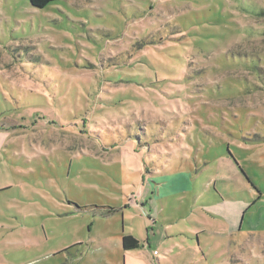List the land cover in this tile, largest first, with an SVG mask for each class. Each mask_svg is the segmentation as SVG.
I'll list each match as a JSON object with an SVG mask.
<instances>
[{
  "label": "rangeland",
  "instance_id": "374dc122",
  "mask_svg": "<svg viewBox=\"0 0 264 264\" xmlns=\"http://www.w3.org/2000/svg\"><path fill=\"white\" fill-rule=\"evenodd\" d=\"M149 217L161 264H264V0H0V264Z\"/></svg>",
  "mask_w": 264,
  "mask_h": 264
},
{
  "label": "crops",
  "instance_id": "0c3cea01",
  "mask_svg": "<svg viewBox=\"0 0 264 264\" xmlns=\"http://www.w3.org/2000/svg\"><path fill=\"white\" fill-rule=\"evenodd\" d=\"M150 220L148 222L143 224V233L141 234V228L140 229H134L133 225L126 224V226L123 228L124 232L121 235V238H123L124 235H133L135 238H137L141 243H143L142 248L138 250H132V251H125L120 246L116 245V251L114 253L105 251V243L103 240L96 242H91L89 246L87 247L86 255H89L91 251H102L103 253H106L105 256L101 255L100 264H161V261L164 259L163 256H161L157 250L153 251V254H151L150 251H146V248L150 249L151 245H153L154 241L152 240V237L150 236L152 233H155V237L163 234V231H167L170 227L169 224H166L163 227V223L157 224L154 229L151 228V220L155 223V218L149 217ZM163 227V228H161ZM148 229V230H147ZM149 229H152V233H149ZM235 232V231H233ZM164 235V234H163ZM154 237V238H155ZM164 240L165 239V236ZM122 241V240H121ZM117 243V242H116ZM157 252V254H155Z\"/></svg>",
  "mask_w": 264,
  "mask_h": 264
},
{
  "label": "trees",
  "instance_id": "16d2710c",
  "mask_svg": "<svg viewBox=\"0 0 264 264\" xmlns=\"http://www.w3.org/2000/svg\"><path fill=\"white\" fill-rule=\"evenodd\" d=\"M56 0H30V4L34 8L44 9ZM143 243L133 235H124L122 238V247L125 251L138 250L142 248Z\"/></svg>",
  "mask_w": 264,
  "mask_h": 264
}]
</instances>
